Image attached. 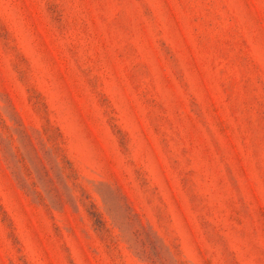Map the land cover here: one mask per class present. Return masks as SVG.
Wrapping results in <instances>:
<instances>
[{"label":"rangeland","instance_id":"1","mask_svg":"<svg viewBox=\"0 0 264 264\" xmlns=\"http://www.w3.org/2000/svg\"><path fill=\"white\" fill-rule=\"evenodd\" d=\"M0 264H264V0H0Z\"/></svg>","mask_w":264,"mask_h":264}]
</instances>
